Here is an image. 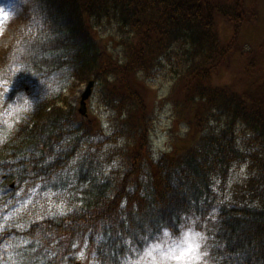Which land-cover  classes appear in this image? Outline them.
Here are the masks:
<instances>
[{
  "label": "trees",
  "instance_id": "16d2710c",
  "mask_svg": "<svg viewBox=\"0 0 264 264\" xmlns=\"http://www.w3.org/2000/svg\"><path fill=\"white\" fill-rule=\"evenodd\" d=\"M15 1L31 28L0 57V264H148L188 230L196 264H264V71L241 42L264 0ZM232 53L246 76L216 83ZM91 80L106 121L66 96ZM164 108L184 139L158 155Z\"/></svg>",
  "mask_w": 264,
  "mask_h": 264
},
{
  "label": "rangeland",
  "instance_id": "374dc122",
  "mask_svg": "<svg viewBox=\"0 0 264 264\" xmlns=\"http://www.w3.org/2000/svg\"><path fill=\"white\" fill-rule=\"evenodd\" d=\"M0 13L7 15V19H4L0 23V57L5 52L12 42L19 36L21 31L31 28V25L24 26L20 21V8L15 0H0ZM19 16V17H18ZM220 29L222 36L227 39L232 33V27L223 22L220 18ZM241 42L245 45L244 53L250 55L251 51L257 55V59L260 60V66L258 71L262 73L264 71V8L260 12L259 19L248 23L242 32ZM240 42V44H241ZM245 65L247 61L244 57H240L238 54L232 53L230 57V64L226 68L224 67L217 75H215L214 80L216 83H238V78H242L245 75ZM87 83L76 84L72 91H66V96H68L69 101L80 107V100L83 92L86 91ZM168 92V90L165 88ZM157 91V89H156ZM101 93L100 87H94L93 94L86 101L87 109L90 113H102V119L106 121L107 115H110L108 111L105 110V106L99 101V94ZM166 94V93H165ZM164 94V95H165ZM158 95V94H157ZM181 95V94H177ZM153 95L151 94V98ZM179 97V96H177ZM164 108L160 114V120L155 127L153 133V146L156 154H162L164 152L171 151L179 139H184L183 132L180 131V127L173 125L172 114L169 113ZM172 118V119H171ZM247 171L244 166L235 168L232 172L230 186L233 187L235 184L242 182ZM223 194V193H222ZM186 233L192 234V241L199 242L201 244L200 259L198 261H193L196 264L202 261L206 251L203 247L204 234L195 230H188ZM186 233L179 239H173L171 237H166L162 242L153 245L146 254V262L148 264H182L181 261L171 259V256L165 257L164 253L168 249L183 250L185 247L184 241ZM159 246V248L157 247ZM151 253V255H149Z\"/></svg>",
  "mask_w": 264,
  "mask_h": 264
},
{
  "label": "snow or ice",
  "instance_id": "6c2138e0",
  "mask_svg": "<svg viewBox=\"0 0 264 264\" xmlns=\"http://www.w3.org/2000/svg\"><path fill=\"white\" fill-rule=\"evenodd\" d=\"M4 19H7V15L0 13V23ZM165 235L167 236L168 233L165 232ZM185 247L183 250L177 249H168L166 253H164L165 257L171 256V259L181 261L182 264H193V261H198L200 259V250H201V244L197 242L192 241V234L186 233L185 241H184ZM159 248V246H157ZM151 255V253H149Z\"/></svg>",
  "mask_w": 264,
  "mask_h": 264
},
{
  "label": "water",
  "instance_id": "95a60500",
  "mask_svg": "<svg viewBox=\"0 0 264 264\" xmlns=\"http://www.w3.org/2000/svg\"><path fill=\"white\" fill-rule=\"evenodd\" d=\"M95 86V81H90L89 84L87 85L86 91L83 92L81 96V106L79 111L83 114H87V106H86V101L90 98V96L93 94V88Z\"/></svg>",
  "mask_w": 264,
  "mask_h": 264
}]
</instances>
